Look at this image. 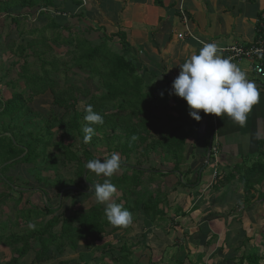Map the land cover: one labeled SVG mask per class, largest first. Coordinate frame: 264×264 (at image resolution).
I'll list each match as a JSON object with an SVG mask.
<instances>
[{"label": "crops", "instance_id": "1", "mask_svg": "<svg viewBox=\"0 0 264 264\" xmlns=\"http://www.w3.org/2000/svg\"><path fill=\"white\" fill-rule=\"evenodd\" d=\"M65 1L59 4L76 14V26L88 31L82 23H94L108 33L125 34L128 53L145 70L148 89L157 91V106L168 115L165 120L173 117V125L189 133L179 150L178 166L164 152L158 167L152 168L158 173L143 175L146 182L140 190L149 184L163 187L145 200L131 198L130 229L122 235L120 227L111 235V243L124 237L134 264H264L263 82L253 74L248 60L237 65L261 92L243 127L203 112L197 122L189 115L187 102L171 94L179 66L198 54L204 43L216 44L224 58L222 49L255 41L264 0H80L78 6ZM72 27L65 26L62 32L74 36ZM260 154L262 163L254 177L261 182L247 193L242 179L255 168L251 163L249 169L248 162ZM146 201H157L163 213L153 219L135 205ZM129 230L133 239L125 236Z\"/></svg>", "mask_w": 264, "mask_h": 264}, {"label": "trees", "instance_id": "2", "mask_svg": "<svg viewBox=\"0 0 264 264\" xmlns=\"http://www.w3.org/2000/svg\"><path fill=\"white\" fill-rule=\"evenodd\" d=\"M65 2H72L75 6L81 4L80 0H66ZM4 4V9L0 10V13L6 15H10L9 11L14 5L22 10L27 9L28 15H33L34 9L37 11L36 13L42 14L50 12L49 8H52L53 11H57L61 20H63V17L69 16L67 12L72 13V11L65 10L60 14L61 10L55 8V0H7ZM13 21L16 22L15 24L18 23L16 20ZM51 23L48 28H63L61 23L57 24L53 21ZM96 30L103 34L101 36L103 40L99 45H92L89 40L76 38L72 35L65 38L61 36V33L55 39L70 48L65 53V57L71 58V66L70 68L67 66V69H77L87 77L89 76L90 80L95 78L101 82V94L92 93L81 111L77 109V97L72 90L54 92L57 86L56 75L60 72L61 62L59 59L53 58L51 61H42L40 72L33 74H27L26 67L23 65L20 76L12 80L9 78L11 70H8L9 74L5 77L9 80L7 84L8 87L11 86L12 93L9 96H2V94L0 96V168H2L0 170V180L13 193L17 194L18 192L14 190L16 186L12 185L13 179L5 177V174L11 168L21 165L28 168L30 166L34 167L37 161L52 147L54 151L60 153L63 162L77 165V176L83 179L84 183L95 184L90 179L91 172L85 166L89 160L97 158L92 155V152L83 142L84 133L82 131L86 123L84 121L85 109L88 105H92L93 110L103 117L104 122L103 124L94 125L95 135H93L90 143L96 145L101 139L98 135L102 134L106 145L109 147L108 154L105 155L107 158H110L112 153H116L115 150L122 152V159H120L121 175H114L111 179V182L117 187V192L113 198L118 197V192L122 193V196L118 198L123 200V207L133 215L134 208H132L130 200L138 196L137 193L144 183L142 176L145 173H153L154 170L150 166L135 167L129 165V141L127 140L130 137L129 135L137 130L147 132L151 127L158 128L161 135L158 144L162 146L161 148L164 149L165 154L171 157L175 161V165L178 166L182 157L179 150L184 147L189 133L184 132L183 127L174 126L176 120L173 117H168V120L163 123V119L155 113L158 106L153 105L150 99L158 100L157 91L148 89L145 70L138 65L135 57L128 53L130 47L125 34L121 32L108 33L102 27H98ZM44 32L45 29L31 31L32 34L39 36H43ZM115 39H118L116 46L119 45L121 48L119 53L114 52L110 46L111 42L115 44ZM36 44L40 45L41 42L29 43L28 48L31 49ZM18 50L23 55L27 51L23 46H20ZM44 54L46 53L42 55ZM42 58V56L39 57L40 60ZM64 64L68 65L69 63ZM46 65L50 66V69H46L44 67ZM21 80L24 81V88L20 90L21 86H16V84ZM17 89L19 90L17 91ZM48 92L53 95L52 108L64 110L65 113L59 119L56 117L53 123H45L44 132L30 135L31 140L23 143L22 135L17 132L18 127L13 123L18 116L21 117L22 122L29 118L33 113V108L30 109L31 104ZM70 111H72V115H69ZM150 117H152L151 122L148 121ZM6 119L10 120L9 123L5 122ZM7 123L10 125H7ZM53 125L61 129L58 141H54V134L51 131ZM118 130L121 131V135L116 134ZM123 131L127 135H122ZM108 133H111L112 136L107 135ZM69 136L71 140L80 138L83 144V158L65 144L66 140H69ZM116 143H118V149L114 148L117 145ZM39 147H42L41 151L38 150ZM50 157V155H47V158ZM175 170L173 169V171ZM249 172V181L246 175L242 179L244 190L247 193L253 189L255 182H261L259 178L255 180L254 177L258 173L257 167ZM154 173L158 172L155 171ZM44 182L43 180L42 183ZM61 184L58 182L53 185V189L57 191V205L59 204L61 192L66 190V187H60ZM30 190L33 191L34 195L39 194L42 198H46L43 207L27 206L17 209L15 222L12 219L13 217L3 221L0 220V244L5 242L6 246L12 248L14 255L11 261L6 264H20L21 260L30 253L34 254L33 264H46L53 259L52 249L60 254L61 250L68 245L70 249L78 251L81 242H84V250H96V254L98 253V256L94 259L96 264H101L105 258H110L112 264H134L132 259L134 254L131 252V247L125 244L116 247L111 243V241H114L111 235L120 227H114L108 222L104 214L105 205L96 202L86 213L72 210L68 215L62 212L60 207L55 208V205L48 203L49 199L47 197L52 194L50 191L39 186ZM76 191L79 192V195L85 193L78 189ZM20 193L22 194V192ZM68 193H72V191H65L64 195ZM87 196L94 197L91 194ZM6 198L12 197L7 195ZM20 199L17 204H20ZM135 205L140 206L143 212L153 217V219L163 213L158 209L157 201L138 202ZM30 225H34V227H30ZM10 226L23 227V229L8 236L6 231ZM110 229L114 230L110 232ZM59 264L67 263L61 262Z\"/></svg>", "mask_w": 264, "mask_h": 264}, {"label": "rangeland", "instance_id": "3", "mask_svg": "<svg viewBox=\"0 0 264 264\" xmlns=\"http://www.w3.org/2000/svg\"><path fill=\"white\" fill-rule=\"evenodd\" d=\"M5 1L7 0H0V10L4 9ZM60 1L62 0H55V4L57 5V8L61 10V12H59L61 14L65 11L63 10V5L59 4ZM42 11L44 12V10ZM51 11L39 14L36 13L37 11H35L34 9L33 15H28L27 9L22 10L19 7H15L14 5L11 11H9L10 15L0 13V79L8 76V70H11L9 75V78L11 80L15 79V77L20 76V72L22 69L21 67L23 65L26 67L27 74L40 72V70L42 69V61H51L53 58H57L60 60L61 64L60 72L58 73V75H56L57 86L54 89V92L59 93L65 90H72L77 97V109L81 111L84 108L85 102L88 100V98L91 97L92 93L101 94V82L99 81V79L95 78L93 80H90L89 76L87 77L77 69H67L71 66V58L67 56L65 57V53L70 48L57 42L55 39L60 33L62 37H67L68 34L62 31L64 27L68 25L70 26V29L73 26L72 30L75 31H72V33H74L73 37L87 39L92 43V45H99L102 42L103 39L100 37V34L102 33H100V31H96V27L98 26L94 23H82L90 28V30L88 31L87 28L85 29L76 26L78 21L75 20L76 14L74 13H70L68 17L63 18L65 20L64 22H58V18L60 17L59 14L57 13V11ZM13 20L18 21V23L15 24L16 22H14ZM52 21L53 23L57 22V24L62 23L61 25L63 28H48L52 24ZM41 29H45L43 36L31 33V31L33 30ZM34 42H41V44H36L31 49H29L28 44H33ZM116 43H111L110 46L112 47V50L114 52L119 53L121 51V48L119 45L116 46ZM20 46H23L27 49L25 55L21 54V52L18 50ZM43 53L46 54L42 55ZM40 56L43 57L41 60L39 59ZM67 62L69 64L65 65L64 63ZM44 67L46 69H50V66L48 65ZM5 79L7 80V77ZM1 81L2 80H0V91L4 96H9L12 93L11 88L5 89L4 81ZM16 86H21V90L22 88H24V81H19ZM18 90L19 89H17V91ZM151 101L153 102V105L157 106L156 100L151 99ZM52 104L53 95L48 92L46 95L39 97L35 100V102L31 104L30 109L33 108V113L31 116H29V118H26L25 121L22 122L20 119L21 117L18 116V118L14 121L13 124L18 127L17 132L22 135L23 143H27L31 140L30 135H36L37 133L44 132L45 123H53L56 117L59 119V117H61L65 113L64 110L52 108ZM155 113H157L158 116L162 115L160 116L162 119H166L164 115H167V113H165L164 109H161V106H158V109ZM69 115H72V111H70ZM151 118L152 117H150V120L148 121L151 122ZM9 121V119L5 120V122L8 123ZM165 122L166 120L163 121V123ZM8 123L7 125H10ZM149 129L150 130H148L147 132L137 130L135 131V133L129 135L130 137H128L127 140L129 141L128 149L130 156V166H150L151 168L158 167L157 162L158 160H160V158H162V153H164L165 151H163L164 149L161 148L162 146L158 144L161 140V135L158 131L159 129L156 127H151ZM51 131L54 134V141H58L61 135L60 127L53 125L51 127ZM116 134L121 135V131L118 130ZM107 135L112 136L111 133H108ZM122 135L127 134L123 131ZM98 136L101 139L96 145H92L90 142L87 144L85 143V145L92 152V155L97 159H106L107 157L105 155L108 154L109 147L106 145L104 136L102 134H99ZM133 137H135V139H133ZM124 141L126 142L125 139ZM65 144L69 146L73 151L77 152L81 158H83V144L81 143L80 138L71 140L69 136V140L67 139ZM116 144L117 145H115L114 148L118 149V143ZM38 150L41 151L42 147H39ZM115 151H117L116 153H118L120 159H122V152L119 150ZM47 155H50L51 157L47 158ZM261 158L262 155L260 154L258 155V157H256L255 160H251L252 162L249 161L248 168L251 163H254V167L261 165ZM1 169L2 168H0V170ZM77 171L78 167L75 163L63 162L60 157V153L54 151L52 147H50L47 150L46 154L37 161L34 167L30 166V168H28L27 166L21 165L11 168L5 174V177H11L13 179L12 185L16 186L14 187V190H16V192L18 193H13V191L6 187L3 181L0 180V220L3 221L7 220L10 217H13L12 219L14 221L17 215V209H22L27 206L42 208L45 204L46 198H42L39 194L34 195L32 193L33 191L30 190L33 189V187L37 186L52 193L50 194V197H47V199H49L48 203L51 205H55V208L60 207V210L62 212L68 215L72 210H75L79 213H86L96 203V200L92 196H87L91 194L88 193V191H90L89 189L91 185L88 182L84 183L83 179L77 176ZM121 172L122 171L119 169V171L114 175L120 176ZM244 174L249 181V178L247 176L248 173L246 172ZM90 179L93 180L96 184L103 183L104 179L106 178L103 176L97 177L94 173L91 172ZM110 179H112V177ZM43 180L45 181L44 183H42ZM58 182L62 183L60 187L64 186L66 187V190H63L62 199H59V204L57 205V191L53 189V185ZM143 182L145 183L146 180L144 179ZM30 185L33 187H31ZM153 187L149 184L148 186L141 189L137 193L138 196L134 198L138 200H145V198L157 194L159 192V188L163 186L162 184H160L154 188ZM72 188H74L75 190H73ZM77 189L85 193H83V195H79V192L76 191ZM65 191H72V193L64 195ZM20 192H22V194ZM7 195H11L12 198L7 199ZM117 196L121 197L122 193L118 192ZM118 197L113 198L112 202L123 204V200H120ZM19 199L21 200L20 204H17V201ZM130 203H133L132 200H130ZM13 226H10V228L6 231V234L8 236L23 229V227ZM121 228L122 232L120 233L122 235H124V230L130 229L128 226ZM133 230L135 231V229ZM128 233L129 234L125 236L130 238L132 230H129ZM119 239V241L116 240L117 242H114V245L116 247L121 246L123 243H125L124 237H119ZM126 243H128V241H126ZM83 245L84 242H81L78 251L72 250L68 245H66V247L61 250L60 254L58 252L56 253L55 249H52L53 259L46 264H59L61 262L67 264H85V262H87V264H96L94 261L95 257L98 256V253L96 254V250H84ZM33 255V253L28 254L21 260L20 264H33ZM13 257L14 255L12 253V248L6 246L5 242L0 244V264L9 263ZM109 261H111L110 258H105V260L101 264H109Z\"/></svg>", "mask_w": 264, "mask_h": 264}, {"label": "clouds", "instance_id": "4", "mask_svg": "<svg viewBox=\"0 0 264 264\" xmlns=\"http://www.w3.org/2000/svg\"><path fill=\"white\" fill-rule=\"evenodd\" d=\"M237 65L219 55L216 44L204 43L198 54L179 66L171 94L187 102L189 115L197 122L202 118L199 113L203 112L223 120L227 118L243 127L253 106L260 102L261 92ZM85 113L82 131L83 142L87 144L95 135L94 125L104 121L92 105L86 107ZM85 167L97 177L106 178L103 183L91 184L89 190L98 204L105 205L108 222L118 228L131 224L132 213L122 204L112 202L117 187L110 178L121 168L119 154L112 153L110 158L103 160H89Z\"/></svg>", "mask_w": 264, "mask_h": 264}, {"label": "built area", "instance_id": "5", "mask_svg": "<svg viewBox=\"0 0 264 264\" xmlns=\"http://www.w3.org/2000/svg\"><path fill=\"white\" fill-rule=\"evenodd\" d=\"M221 52L224 53V58L230 59L235 65L248 60L252 64L253 74L264 84V12L257 20L256 39L251 45H231ZM216 177L215 174L214 181Z\"/></svg>", "mask_w": 264, "mask_h": 264}, {"label": "water", "instance_id": "6", "mask_svg": "<svg viewBox=\"0 0 264 264\" xmlns=\"http://www.w3.org/2000/svg\"><path fill=\"white\" fill-rule=\"evenodd\" d=\"M201 174H202V171L200 172V176H201ZM73 190H75L74 188H72ZM71 189V190H72ZM88 193H91L90 191H88ZM62 194H63V191L61 192V195H60V199H62Z\"/></svg>", "mask_w": 264, "mask_h": 264}]
</instances>
